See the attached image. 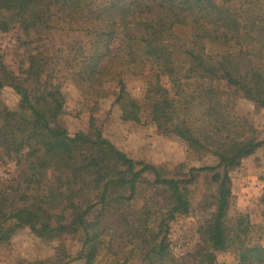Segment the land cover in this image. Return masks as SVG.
<instances>
[{
    "label": "trees",
    "instance_id": "1",
    "mask_svg": "<svg viewBox=\"0 0 264 264\" xmlns=\"http://www.w3.org/2000/svg\"><path fill=\"white\" fill-rule=\"evenodd\" d=\"M12 21L30 27L37 47L19 74L0 56V85L16 99L0 102V165L14 160L20 168L18 179L0 180V250L27 231L56 243L54 254L16 264H188L172 259L168 236L171 223L190 213L183 186L201 173L211 175L216 201L196 264H216L217 253L243 242L248 216L227 218L230 174L264 139L233 109L236 99L264 109V90L240 73L235 50L264 36V0H0V32ZM58 33L70 39L49 52L45 41ZM60 63L92 114L113 98L159 136L183 137L189 179L132 160L92 116L87 133L60 125ZM67 236L77 241L75 257Z\"/></svg>",
    "mask_w": 264,
    "mask_h": 264
},
{
    "label": "rangeland",
    "instance_id": "2",
    "mask_svg": "<svg viewBox=\"0 0 264 264\" xmlns=\"http://www.w3.org/2000/svg\"><path fill=\"white\" fill-rule=\"evenodd\" d=\"M34 33L30 27L19 21H12L8 33L0 32V56L6 67L19 74L28 66ZM70 37L58 33L45 41L49 52L61 49L62 41ZM236 55L239 71L247 74L251 87L264 90V36L237 47ZM70 69L64 63L56 66L54 77L65 98V114L60 125L71 133L89 131L93 117L103 136L109 139L120 151L134 161H145L163 168L166 176L179 181L189 179L191 166L186 163L185 140L179 134L173 138L159 136L156 129L128 112L120 111L113 98L100 102L99 110L92 114L87 110L80 93L73 86ZM139 83L130 89L137 91ZM0 102L7 106L16 103L15 97L0 85ZM235 115L246 118L258 131L259 139H264V109L256 110L252 103L236 99ZM19 166L13 160L0 165V180L9 182L18 179ZM211 175L201 173L192 185L183 186V198L190 203V213L178 217L170 225V256L177 262L197 263V253L205 246L201 228L215 211L216 186ZM232 195L227 218L232 221L238 214L247 215L250 233L241 241H236L226 252L217 253L216 264H258L264 255V146L252 156L244 158L241 166L230 174ZM141 204H138L140 207ZM67 250L76 256L78 244L73 236L64 239ZM56 243L44 244L34 239L27 231H18L10 245L0 250V264H16L18 260H45L54 254ZM72 264H83L75 261ZM130 264H140L135 258Z\"/></svg>",
    "mask_w": 264,
    "mask_h": 264
}]
</instances>
